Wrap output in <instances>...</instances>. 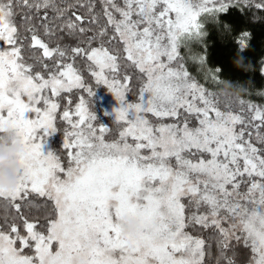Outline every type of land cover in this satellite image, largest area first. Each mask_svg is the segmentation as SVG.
Masks as SVG:
<instances>
[{
    "label": "snow or ice",
    "instance_id": "6c2138e0",
    "mask_svg": "<svg viewBox=\"0 0 264 264\" xmlns=\"http://www.w3.org/2000/svg\"><path fill=\"white\" fill-rule=\"evenodd\" d=\"M18 4L38 13L54 0H0V133L11 123L25 145L20 158L25 178L0 198L17 212L22 207L17 201L38 212L50 208L39 220L21 216L20 226L4 218L0 264H204L205 240L188 231L196 225L220 234L217 264H233L224 252L232 239L250 249L248 264H264V111L243 100L239 115L220 111L212 93L190 77L178 51L202 39V14L230 7L264 11V0H123V7L103 0L107 23L117 34L108 42L122 43L125 62L103 44L73 48L68 58H85L94 83L119 102L114 135L111 125L96 123L89 101L96 96L93 87L73 63L63 62L64 50L49 49L33 29H27L33 46L46 58L61 59L41 65L46 75L25 63L27 37L13 22ZM97 35L104 39L106 30ZM247 36L239 41L242 49ZM196 60L204 63L202 56ZM129 67L137 70L132 102L133 77L122 74ZM218 73L207 78L221 83ZM74 90L77 102L68 95L61 109L59 98ZM244 112L254 115L246 120ZM147 114L177 122L154 126ZM58 119L67 126L63 157L43 150L47 137L58 131ZM39 197L45 200L37 203ZM126 215L137 222L135 239L122 234Z\"/></svg>",
    "mask_w": 264,
    "mask_h": 264
},
{
    "label": "trees",
    "instance_id": "16d2710c",
    "mask_svg": "<svg viewBox=\"0 0 264 264\" xmlns=\"http://www.w3.org/2000/svg\"><path fill=\"white\" fill-rule=\"evenodd\" d=\"M30 3L34 0H29ZM83 5V6H82ZM92 7L91 13L88 8ZM61 13H63L61 15ZM82 17V20H76V16ZM95 17V20H93ZM203 37L198 42L191 44L190 51L187 53L186 45L180 47V56L183 57L185 66L189 71L190 77L199 85L203 86L206 92L212 93V99L216 103V107L223 113L241 114L239 101L243 100L246 104L255 105L261 111H264V72L261 68L264 67V11L255 9L230 7L225 13H217L214 16L202 14ZM13 22L21 36L27 37L23 40L22 56L26 64L33 65V71L40 70L41 74L46 75V72L41 68L42 64H52L54 61H59L61 58L54 55L52 58L43 56V50L38 46H33L31 42L32 32L27 29H33L38 38L46 43L49 49H61L66 52V57L63 58L64 63H73L74 67L84 76L85 82L93 87L96 91L94 102L89 98L91 110L96 112L98 117L97 124L111 125L114 135L119 127L114 121L112 115L104 113L101 106L100 98L104 100V95L109 93L106 86H97L93 78L90 76L87 65L88 61L83 57H76L71 60L68 57L72 56L73 48H88L98 47L103 44L110 52L121 57V64L125 62L126 54L122 51V43L119 41H108L115 35L111 29V25L107 23V17L104 15L103 8L99 5L98 0H54V6L47 9H41L38 13L33 9L19 5L16 8ZM68 23L77 25L76 30H70ZM45 25L49 32L45 33ZM86 29L81 33L79 28ZM106 30V37L101 39L97 34L102 30ZM248 33L247 37H243L246 46L242 49L239 41L242 34ZM95 37L91 40L90 38ZM195 48V49H194ZM194 49V50H193ZM194 55L195 57H192ZM204 57V63L201 65L198 60L194 62V58ZM243 59L244 67H237V59ZM219 69L218 79L221 83H213L207 77L209 73H214ZM124 71L133 77L130 82L132 92L129 93V102L136 98V90L138 87L136 81L137 70L129 67L122 68ZM226 84H231L232 88H226ZM70 95L73 102H77L79 92L74 90L71 94H62L59 101L61 109L66 104V98ZM199 106V104H198ZM60 113H58L59 117ZM214 115V113H210ZM246 120L250 119L254 113L244 112L242 114ZM154 126L158 123H175L176 118H157L151 114L146 117ZM195 120H190V126L195 125ZM253 124H259L260 121L253 120ZM58 131L54 133L50 144L55 153L64 156L62 141L64 140V130L66 127L60 120L57 121ZM239 125L237 129H239ZM264 130V125H262ZM255 142V141H254ZM259 147V144L257 143ZM45 198L39 197L37 203L44 201ZM20 212L8 202L6 198H0V223L4 222V218L13 221L20 226L23 216L30 221L42 219L45 212L50 208H45L39 212L36 209H29L23 201ZM190 214L186 210V215ZM225 227L229 226L228 221L223 222ZM188 231L197 238L205 240V261L204 264H217L220 256V248L217 242L219 233L215 228H201L196 225L188 229ZM232 244L234 243L231 242ZM230 243V244H231ZM26 252L28 250H25ZM227 259H232L233 264H242L240 260V252H236L234 247L230 245L224 250ZM243 261V260H242ZM220 264H227V260H221Z\"/></svg>",
    "mask_w": 264,
    "mask_h": 264
},
{
    "label": "clouds",
    "instance_id": "9594fccd",
    "mask_svg": "<svg viewBox=\"0 0 264 264\" xmlns=\"http://www.w3.org/2000/svg\"><path fill=\"white\" fill-rule=\"evenodd\" d=\"M237 67H244L243 59L236 61ZM226 84V88H232ZM25 152V145L17 130L11 123L3 125L0 133V193H13L17 190L22 179L25 178L24 168L20 162ZM121 231L125 237L135 239L137 236V222L130 216L121 218ZM76 264H83L77 260Z\"/></svg>",
    "mask_w": 264,
    "mask_h": 264
},
{
    "label": "rangeland",
    "instance_id": "374dc122",
    "mask_svg": "<svg viewBox=\"0 0 264 264\" xmlns=\"http://www.w3.org/2000/svg\"><path fill=\"white\" fill-rule=\"evenodd\" d=\"M98 3H99V5L103 8V10H105L104 9V5H103V0H98ZM115 3L118 5V6H120V7H123L124 5H123V0H115ZM110 11H112L111 9H109ZM113 15L116 17V19L117 20H119V19H121V17H120V15H119V13H116V12H114L113 11ZM202 16V15H201ZM199 19V22H201L202 23V20H201V17H199L198 18ZM111 29L114 31V29H113V27H112V25H111ZM199 41V40H198ZM198 41H191V42H188L187 44H186V51H187V53H189V51H190V46H191V44H194V43H196V42H198ZM4 47H7V45H4ZM195 49V48H194ZM193 49V50H194ZM178 51L180 52V48L178 49ZM192 57H195L194 55H192ZM101 86V85H100ZM100 102H101V106L103 107V110H104V113L106 114L107 112L109 113V115H112V117L115 119V109H117L120 105H119V102L115 99V96L109 91V93L108 94H105L104 95V100H102L101 98H100ZM226 115L228 114V113H225ZM232 114H234V113H232ZM29 118H32L33 117V114H31V113H28V114H26ZM210 116H214V115H210ZM58 121V120H57ZM195 122V124H196V121H194ZM64 124V126L65 127H67L66 126V123H63ZM159 124V123H158ZM157 124V125H158ZM237 127H238V125H237ZM53 136H54V133L53 134H51L50 136H48L47 137V139H46V143L44 144V147H43V150H44V152H45V154H47L48 152H54V150H53V147H52V145L50 144V139H52L53 138ZM63 144H64V140L62 141V147H63ZM55 153V152H54ZM229 223V222H228ZM228 227H230V223H229V226ZM189 234H191L190 232H189ZM191 235H193V234H191ZM234 241V243L232 244L231 242H233ZM230 245L231 246H233L234 247V250L236 251V252H240V258H242V260H240L241 261V263L242 264H248V261H249V259H250V257H251V252H250V249H248V248H246L245 246H244V244H243V242L242 241H236L235 239H232L231 241H230Z\"/></svg>",
    "mask_w": 264,
    "mask_h": 264
}]
</instances>
